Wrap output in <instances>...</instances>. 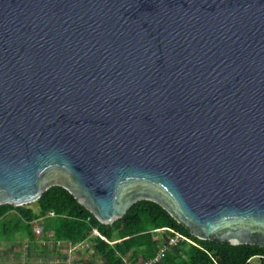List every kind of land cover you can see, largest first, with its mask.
<instances>
[{"label": "water", "instance_id": "95a60500", "mask_svg": "<svg viewBox=\"0 0 264 264\" xmlns=\"http://www.w3.org/2000/svg\"><path fill=\"white\" fill-rule=\"evenodd\" d=\"M54 187L264 247V0H0V206Z\"/></svg>", "mask_w": 264, "mask_h": 264}, {"label": "trees", "instance_id": "16d2710c", "mask_svg": "<svg viewBox=\"0 0 264 264\" xmlns=\"http://www.w3.org/2000/svg\"><path fill=\"white\" fill-rule=\"evenodd\" d=\"M51 212L53 217L49 216ZM38 218H44V244L35 239L30 225ZM93 229L100 237L92 235ZM156 231L161 233L158 240L153 237ZM17 234L29 240L24 257L28 264H36L38 258H65L67 245L62 243L85 241L90 247L79 248L73 264H127L126 257L143 262L155 257L176 234L182 240L169 247L158 264H253L255 257L264 264V247L200 240L151 201L138 202L122 219L104 225L61 187L49 189L32 204L0 206V238L12 242Z\"/></svg>", "mask_w": 264, "mask_h": 264}, {"label": "built area", "instance_id": "2783aa9c", "mask_svg": "<svg viewBox=\"0 0 264 264\" xmlns=\"http://www.w3.org/2000/svg\"><path fill=\"white\" fill-rule=\"evenodd\" d=\"M49 216L53 217L54 213H50ZM31 228L33 230L35 239L38 242H42L43 244L45 243V241H41L42 236H43V227H44V219L43 218H38L36 220H33L31 223ZM159 232V231H157ZM160 233V232H159ZM92 235L93 236H99L100 233L98 232L97 229H93L92 230ZM182 240V237L178 234H176L172 240L167 244L164 245V247H162L156 254L155 257H150L149 259H147L146 261H132L131 258L126 257V263L127 264H158L161 260H163L166 251L169 249V247L172 246H176L177 244L180 243V241ZM67 245L66 246V257L65 258H61V257H56L54 259H49V260H42L41 258H38L36 261V264H73L74 260L77 259L79 257L77 251L79 248H84V247H90L89 242L85 241L79 244H72L71 242H67V243H62ZM28 245L26 244L24 247V250L26 251ZM25 251L23 253V257L22 260H24L25 257ZM55 256V255H54ZM21 264H28L25 262V260L21 263Z\"/></svg>", "mask_w": 264, "mask_h": 264}, {"label": "rangeland", "instance_id": "374dc122", "mask_svg": "<svg viewBox=\"0 0 264 264\" xmlns=\"http://www.w3.org/2000/svg\"><path fill=\"white\" fill-rule=\"evenodd\" d=\"M153 237H154V239L158 240V239H160V237H161V233H159V232H154V233H153ZM14 239H15V240L12 241V242H6V241H4L2 238H0V251H1V250H2V251H5V250L8 249L9 246H12V245L18 244L20 241H22L23 239H25V236L20 235V234H17V235L14 237ZM23 241H24L25 243H29V240H23ZM15 242H16V243H15ZM17 247L20 248L19 245H17ZM9 249H11L13 252H17V253H18V250L16 249V247H11V248H9ZM8 253H9L8 251H5V252H4V256L7 255V257H9L11 254H8ZM17 253H14V254H16V256H17ZM252 263H253V264H259V263H260V258H259V257H255V258H253Z\"/></svg>", "mask_w": 264, "mask_h": 264}, {"label": "clouds", "instance_id": "9594fccd", "mask_svg": "<svg viewBox=\"0 0 264 264\" xmlns=\"http://www.w3.org/2000/svg\"><path fill=\"white\" fill-rule=\"evenodd\" d=\"M44 219V218H43ZM157 232V231H156ZM154 233V232H153ZM97 237H100L97 236ZM29 245V243H25L24 241H22L19 246L20 248L17 247V245H12V246H9L7 250L5 251H8L9 253L8 254H11L9 257L4 256V252L5 251H0V264H21L24 260H22V257H23V253H24V247L25 245ZM22 245V246H21ZM11 247H16V249L18 250V253L17 252H13L11 249ZM14 253H17V256L16 254ZM26 262V261H25ZM27 263V262H26Z\"/></svg>", "mask_w": 264, "mask_h": 264}]
</instances>
